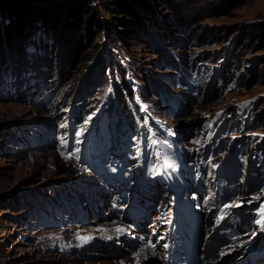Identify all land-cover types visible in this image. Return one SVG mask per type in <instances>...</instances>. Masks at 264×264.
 Masks as SVG:
<instances>
[{
    "label": "rangeland",
    "instance_id": "1",
    "mask_svg": "<svg viewBox=\"0 0 264 264\" xmlns=\"http://www.w3.org/2000/svg\"><path fill=\"white\" fill-rule=\"evenodd\" d=\"M162 13L134 62L108 29L29 94L0 67V264H187L185 227L197 264H264V0Z\"/></svg>",
    "mask_w": 264,
    "mask_h": 264
},
{
    "label": "trees",
    "instance_id": "2",
    "mask_svg": "<svg viewBox=\"0 0 264 264\" xmlns=\"http://www.w3.org/2000/svg\"><path fill=\"white\" fill-rule=\"evenodd\" d=\"M167 2L168 0H0V67L3 71L10 70L9 72L18 69L15 75L19 77L14 86L19 90L27 89L26 94H29L32 92L30 81L38 80L36 75L39 72L27 78L30 74L28 70L35 67L46 74L40 64L51 60L54 52H58L63 59H69L72 65L84 60L86 53L91 55L89 60H93L99 48L97 44L93 46L92 41L108 29L110 33L114 30L117 39L122 41L127 60L134 62L137 59L133 54L135 47L143 43L138 33L144 29L153 31L157 26V18L167 9ZM252 33V29L247 31L245 38L248 43L243 41L242 45L252 47ZM157 34L166 36L165 33ZM132 35L136 39L130 46L127 39ZM31 46L35 47V54L30 52ZM90 49L92 50L89 51ZM3 58L6 59L5 63H2ZM95 61L98 62L97 59ZM150 62L157 65L162 61L159 57H154ZM182 64L189 69L187 64ZM170 66L178 68L174 64ZM9 74L11 73L7 75L10 76ZM171 77L172 81L187 85L184 79L178 81L174 75Z\"/></svg>",
    "mask_w": 264,
    "mask_h": 264
},
{
    "label": "snow or ice",
    "instance_id": "3",
    "mask_svg": "<svg viewBox=\"0 0 264 264\" xmlns=\"http://www.w3.org/2000/svg\"><path fill=\"white\" fill-rule=\"evenodd\" d=\"M232 205H226L225 207H231ZM236 206H239V205H236ZM261 215L262 217H264V206H262V209H261ZM258 224H261L262 225V228H264V219H262L261 221H257ZM116 231H123V229H117ZM165 247H167V245H165Z\"/></svg>",
    "mask_w": 264,
    "mask_h": 264
},
{
    "label": "bare ground",
    "instance_id": "4",
    "mask_svg": "<svg viewBox=\"0 0 264 264\" xmlns=\"http://www.w3.org/2000/svg\"><path fill=\"white\" fill-rule=\"evenodd\" d=\"M148 251H149V250H148ZM151 253H152V252H151ZM257 256H259V253H258V255H257ZM257 256H256V257H257Z\"/></svg>",
    "mask_w": 264,
    "mask_h": 264
}]
</instances>
